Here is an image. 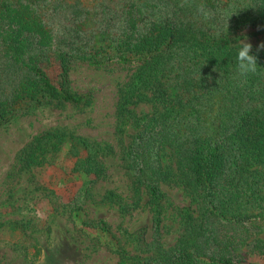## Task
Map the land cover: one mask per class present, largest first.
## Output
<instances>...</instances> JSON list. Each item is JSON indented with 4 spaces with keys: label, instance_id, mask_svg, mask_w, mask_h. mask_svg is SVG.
Wrapping results in <instances>:
<instances>
[{
    "label": "rangeland",
    "instance_id": "obj_1",
    "mask_svg": "<svg viewBox=\"0 0 264 264\" xmlns=\"http://www.w3.org/2000/svg\"><path fill=\"white\" fill-rule=\"evenodd\" d=\"M247 5V0H0V41L14 36L28 54L45 50L49 41L42 65L52 84L83 101L52 99L0 58V110H7L0 116V264H119L155 254L171 264L164 254L181 241L185 213L197 210L186 175L176 169L177 176L163 183L158 208L133 185L127 169L132 149H174L154 142L162 128L157 119L163 105L154 96L159 83L153 77L143 82L141 64L92 62L124 53L133 60L137 41L129 48L125 36L163 24H178L186 35L154 57V65L190 59L228 33ZM204 11L211 15L205 18ZM239 35L258 48L264 43L259 29ZM223 225L204 226L196 237L202 249H191L189 262L176 264H210ZM244 227L225 229L235 236L245 232V244L264 238L258 229ZM253 244L243 245L242 264H264V244Z\"/></svg>",
    "mask_w": 264,
    "mask_h": 264
},
{
    "label": "trees",
    "instance_id": "obj_2",
    "mask_svg": "<svg viewBox=\"0 0 264 264\" xmlns=\"http://www.w3.org/2000/svg\"><path fill=\"white\" fill-rule=\"evenodd\" d=\"M247 1L249 5L241 9L230 31L209 41L203 52L195 53L190 59H179L162 67L154 65V57L183 41L181 38L186 35L184 27L178 24H163L146 34L133 36L129 32L125 36L123 41L129 48L131 42L137 41L134 45L138 48L137 58L132 60L124 53L107 57V61L92 62L96 67L141 64L147 76L143 82L147 85L153 77L159 83L154 96L163 105L157 119L162 128L154 142L169 143L174 149L168 153L145 146L132 149L127 155V169L133 185L143 188L158 208L164 201L163 183L177 176L176 169L181 172L177 174L186 175L197 210L185 213L181 241L164 254L171 264L188 263L195 255L191 249H202L203 241L196 237L204 226L209 227L213 222L220 221L224 229L216 248L208 255L210 264H242L246 254L242 253L243 245L264 244V238L245 244L249 240L245 232L239 231L235 236L229 235L228 231L232 230L225 229L245 226L264 235V49L253 45L251 54L257 57L255 73L241 75L237 66L239 42L243 39L238 33L259 29L264 34V0ZM48 44L45 41V50L28 54L26 46L16 37L7 36L0 41V58L13 72L22 71L25 83L32 84L35 90L42 88L57 101L81 104L82 98L61 93L43 68L49 56L46 55ZM64 68L67 70V66ZM6 111L0 110V116ZM165 157L169 164L163 160ZM228 192L232 198H228ZM205 244H211L209 239ZM159 256L119 264H158ZM159 263L163 264L164 260L160 259Z\"/></svg>",
    "mask_w": 264,
    "mask_h": 264
},
{
    "label": "clouds",
    "instance_id": "obj_3",
    "mask_svg": "<svg viewBox=\"0 0 264 264\" xmlns=\"http://www.w3.org/2000/svg\"><path fill=\"white\" fill-rule=\"evenodd\" d=\"M205 18H208L211 14L207 11L203 12ZM240 47L238 50L237 61L238 69L241 75H247L249 73H255L257 70V57L252 53L253 45L244 41L239 42ZM259 48L264 49V43L259 45Z\"/></svg>",
    "mask_w": 264,
    "mask_h": 264
}]
</instances>
